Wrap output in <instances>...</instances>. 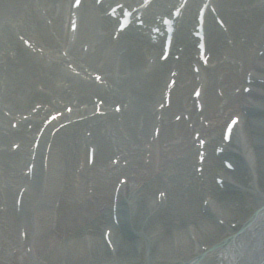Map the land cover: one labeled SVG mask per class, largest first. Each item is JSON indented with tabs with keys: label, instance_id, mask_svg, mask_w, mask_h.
Segmentation results:
<instances>
[{
	"label": "bare ground",
	"instance_id": "1",
	"mask_svg": "<svg viewBox=\"0 0 264 264\" xmlns=\"http://www.w3.org/2000/svg\"><path fill=\"white\" fill-rule=\"evenodd\" d=\"M20 1L23 0H0V22L8 16L17 21L16 31L0 23V50L6 48L0 57V250L24 247L30 264L44 259L51 264H175L178 262L175 258L195 254L193 259L181 264H264V258H259L264 256V112L261 110L264 95L259 96L256 88L261 84L259 92H264V82L255 79H264V52L256 55L259 49L256 51L240 40L228 47L222 41L223 33H218L212 25L214 43H217L215 62L205 71L203 92L204 119H210L209 125L205 127L197 122L191 132L181 121L175 125L174 133L163 126L159 143H148L147 147L145 132L151 121L150 103L154 99L151 84L165 64L156 62L143 70L141 47H145L144 43H126L124 38L112 42L107 34H97V13L90 0H84L76 38L69 48L74 65L81 67L82 58L100 71L111 72L112 60L126 48L120 56L119 72L125 76L116 86L117 95L113 90L101 93L96 85L92 87L81 79L78 82V76L59 66L64 58L56 54L58 46L60 43L63 47L69 46L67 33L62 36L61 32L65 0H39L38 4L51 18L52 30L59 39L50 33L36 10L37 0H24L28 12L23 7L17 8ZM160 1L154 0L153 5ZM202 1L187 0L185 11L189 14ZM210 3L226 19L231 31L240 34L241 28L248 31V43L257 39L264 41V25H260L262 33L256 25L264 20V1L210 0ZM200 31L197 29L195 35H200ZM33 32V39L48 51L42 57L33 52V59L28 61L11 57L9 47L18 46L21 35ZM172 38L173 34L167 32L164 39L167 43ZM79 40L94 43L92 53L78 52ZM218 51L229 59H241L242 70L233 71L232 64L222 60ZM45 54L54 57L55 62H46ZM219 66L225 73L222 83L226 98L217 108L212 74ZM65 77L75 86L71 92L57 85L56 81ZM244 77H249L250 82L244 81ZM191 83L192 80L187 83L183 79L173 92L172 110H177V99L189 91ZM231 83L235 87L249 84L251 89L247 93L240 89L231 95L228 92ZM70 93L78 103L64 118L72 119L84 113L86 118L59 128L52 136L44 128L35 149L31 147L37 131L33 129L37 122L35 115L28 121L29 126L22 119L16 128L7 125L9 116L27 108L33 99L48 103L52 95L64 100ZM91 93H99L106 101L118 98L120 93L130 97L123 119L130 139L119 132L113 121L105 128L106 133H100L107 124L90 115L94 111V105L88 106ZM84 102L87 104L83 109ZM4 108L12 114L6 116ZM226 110L243 117L245 135L222 145L219 122ZM139 117L143 120L140 130L137 129ZM42 122L43 119L39 121ZM4 127L6 131L2 130ZM84 127L98 134L93 141L95 161L91 165L84 161L85 151L79 145ZM194 131L200 133L198 137L207 138L208 150L200 173L195 167L199 147L194 143L197 141ZM9 139L18 140L19 148L4 146ZM161 141L165 144L161 145ZM215 145L222 153L214 154ZM44 147H48L45 152ZM114 156L118 157L115 161ZM224 159L232 164L231 168L224 165ZM31 161L30 172L21 170L25 162ZM116 174L125 176L126 181L118 184ZM216 176L229 182L219 183ZM157 191H162L158 197ZM209 244L213 245L205 250Z\"/></svg>",
	"mask_w": 264,
	"mask_h": 264
},
{
	"label": "rangeland",
	"instance_id": "2",
	"mask_svg": "<svg viewBox=\"0 0 264 264\" xmlns=\"http://www.w3.org/2000/svg\"><path fill=\"white\" fill-rule=\"evenodd\" d=\"M244 129H245L244 125H243V127L242 126L240 127V135H243L245 133ZM9 144H10V142L8 143V145ZM251 149H252V147L249 148V150H251ZM205 201L207 202V197L206 196H205ZM201 211H203V208L202 207H201ZM213 244H214V242H213ZM213 244L207 245L208 248L211 247ZM0 251H1L0 252V264H30V258L27 256V254H25L24 247H14V248H11V246H10V247L6 248L5 250H2L1 249ZM194 256H196V254L195 255H192L191 257H188V258H185V257H183V258L181 257L179 259L178 258H175V259L178 260V262L175 263V264H181L183 262H187V260L193 259ZM259 258L261 259V258H263V256L261 255ZM38 264H51V263H49L48 260H45L44 259V260L38 262Z\"/></svg>",
	"mask_w": 264,
	"mask_h": 264
}]
</instances>
